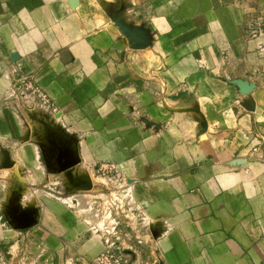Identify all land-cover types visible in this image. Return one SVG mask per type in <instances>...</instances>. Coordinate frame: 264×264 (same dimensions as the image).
<instances>
[{
	"label": "crops",
	"instance_id": "crops-1",
	"mask_svg": "<svg viewBox=\"0 0 264 264\" xmlns=\"http://www.w3.org/2000/svg\"><path fill=\"white\" fill-rule=\"evenodd\" d=\"M261 138L264 0H0V264H264Z\"/></svg>",
	"mask_w": 264,
	"mask_h": 264
},
{
	"label": "built area",
	"instance_id": "built-area-1",
	"mask_svg": "<svg viewBox=\"0 0 264 264\" xmlns=\"http://www.w3.org/2000/svg\"><path fill=\"white\" fill-rule=\"evenodd\" d=\"M22 89L21 96L25 99H29L32 96L36 97V102L44 106H51L48 95L41 89V87L34 81V79L28 77H22L20 79ZM264 142V138L260 139ZM253 151H256L254 149ZM95 171L98 175L116 177L117 166L111 163H103L95 167ZM94 264H127V259L124 253L114 244L109 243L108 248L105 252L99 255L95 260Z\"/></svg>",
	"mask_w": 264,
	"mask_h": 264
}]
</instances>
